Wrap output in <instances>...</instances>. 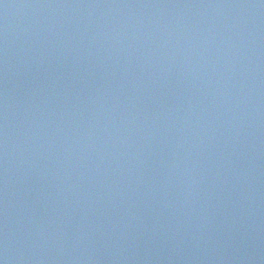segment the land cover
Instances as JSON below:
<instances>
[{"label":"water","instance_id":"water-1","mask_svg":"<svg viewBox=\"0 0 264 264\" xmlns=\"http://www.w3.org/2000/svg\"><path fill=\"white\" fill-rule=\"evenodd\" d=\"M0 264H264V0H0Z\"/></svg>","mask_w":264,"mask_h":264}]
</instances>
